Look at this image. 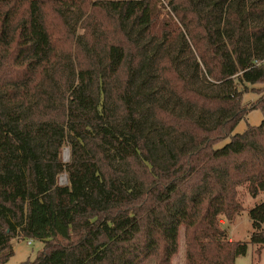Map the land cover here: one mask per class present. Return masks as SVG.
Masks as SVG:
<instances>
[{"label":"trees","instance_id":"1","mask_svg":"<svg viewBox=\"0 0 264 264\" xmlns=\"http://www.w3.org/2000/svg\"><path fill=\"white\" fill-rule=\"evenodd\" d=\"M248 84L264 0H0V264L15 239L43 244L18 264H172L181 227L184 264H235L220 217L264 191ZM245 92L263 119L234 133Z\"/></svg>","mask_w":264,"mask_h":264},{"label":"rangeland","instance_id":"2","mask_svg":"<svg viewBox=\"0 0 264 264\" xmlns=\"http://www.w3.org/2000/svg\"><path fill=\"white\" fill-rule=\"evenodd\" d=\"M160 3L158 7H160ZM165 10L161 11L166 12ZM249 87L262 88L264 84L247 85ZM260 97V93L257 92H245L242 95L241 104L247 110V114L244 119H242L236 126L234 133L242 132L248 125H258L262 119L263 115L260 109L255 108L257 99ZM229 138L217 143L215 147H221ZM68 149L64 147L62 150V160H64V150ZM68 160V159H67ZM66 176H59V183L66 184ZM239 199L241 200L244 209L233 219L232 222H228L224 217H220L221 226L226 229L228 236L232 237L233 240H243L248 242V248L245 255L238 256L236 258L235 264H264V245L260 248L257 245H253L249 242V235L252 231L251 220L248 216V210L257 203L264 200V191L259 193L256 197L251 196L245 187L238 188ZM29 239H15L12 242L13 245V255L4 264H18L27 259L33 260L39 249L42 248V242L32 240L28 243ZM259 248V249H258ZM185 243L183 236V227L180 229L179 240H178V250L173 256V264H184L185 262ZM144 264H155L153 257H149Z\"/></svg>","mask_w":264,"mask_h":264},{"label":"bare ground","instance_id":"3","mask_svg":"<svg viewBox=\"0 0 264 264\" xmlns=\"http://www.w3.org/2000/svg\"><path fill=\"white\" fill-rule=\"evenodd\" d=\"M68 158H69V150L65 149L64 150V160L67 161Z\"/></svg>","mask_w":264,"mask_h":264},{"label":"crops","instance_id":"4","mask_svg":"<svg viewBox=\"0 0 264 264\" xmlns=\"http://www.w3.org/2000/svg\"><path fill=\"white\" fill-rule=\"evenodd\" d=\"M228 237H229V236H228ZM229 239H230V240H233L232 237H229ZM184 254H185V252H184ZM184 256H185V255H184ZM146 260H147V259H146ZM146 260H145V261H146ZM145 261H144V262H145ZM235 261H236V260H235ZM144 262H143L142 264H144ZM172 264H173V262H172Z\"/></svg>","mask_w":264,"mask_h":264},{"label":"built area","instance_id":"5","mask_svg":"<svg viewBox=\"0 0 264 264\" xmlns=\"http://www.w3.org/2000/svg\"><path fill=\"white\" fill-rule=\"evenodd\" d=\"M28 243H31V239L28 240Z\"/></svg>","mask_w":264,"mask_h":264}]
</instances>
